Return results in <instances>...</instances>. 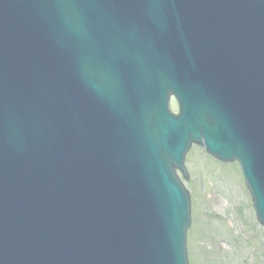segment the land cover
Segmentation results:
<instances>
[{
    "label": "water",
    "instance_id": "obj_1",
    "mask_svg": "<svg viewBox=\"0 0 264 264\" xmlns=\"http://www.w3.org/2000/svg\"><path fill=\"white\" fill-rule=\"evenodd\" d=\"M244 38L228 77L168 52ZM192 143L264 226V0H0V264H188Z\"/></svg>",
    "mask_w": 264,
    "mask_h": 264
},
{
    "label": "rangeland",
    "instance_id": "obj_2",
    "mask_svg": "<svg viewBox=\"0 0 264 264\" xmlns=\"http://www.w3.org/2000/svg\"><path fill=\"white\" fill-rule=\"evenodd\" d=\"M185 166L188 263L264 264V226L255 218L238 164L220 162L192 145Z\"/></svg>",
    "mask_w": 264,
    "mask_h": 264
}]
</instances>
